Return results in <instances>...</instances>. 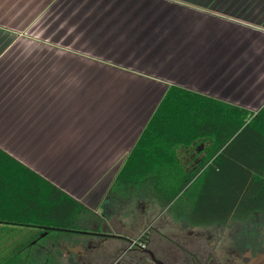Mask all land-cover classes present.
I'll list each match as a JSON object with an SVG mask.
<instances>
[{
	"label": "crops",
	"instance_id": "crops-1",
	"mask_svg": "<svg viewBox=\"0 0 264 264\" xmlns=\"http://www.w3.org/2000/svg\"><path fill=\"white\" fill-rule=\"evenodd\" d=\"M171 85L258 112L264 0H0V149L97 214Z\"/></svg>",
	"mask_w": 264,
	"mask_h": 264
},
{
	"label": "trees",
	"instance_id": "trees-1",
	"mask_svg": "<svg viewBox=\"0 0 264 264\" xmlns=\"http://www.w3.org/2000/svg\"><path fill=\"white\" fill-rule=\"evenodd\" d=\"M208 141L205 156L184 162L185 151ZM154 200L176 221L191 227H226L264 214V106L258 112L171 85L159 102L123 167L107 201ZM100 215L0 149V234L8 228L38 230L0 264H59L48 244L65 236L132 242L105 228ZM148 235L130 251L165 264ZM185 252V251H184ZM139 257V258H138ZM189 264H202L196 256ZM187 264V263H184ZM206 264V263H203ZM207 264H209L207 262Z\"/></svg>",
	"mask_w": 264,
	"mask_h": 264
},
{
	"label": "rangeland",
	"instance_id": "rangeland-1",
	"mask_svg": "<svg viewBox=\"0 0 264 264\" xmlns=\"http://www.w3.org/2000/svg\"><path fill=\"white\" fill-rule=\"evenodd\" d=\"M80 47L84 57L97 59L95 46H71L73 49ZM97 60L101 62L103 59ZM208 147L209 142L204 141L185 151L182 156L184 162L194 164L205 156ZM129 153L121 156L118 162L107 164L101 179L118 174ZM109 190L96 198L97 206L103 208L99 210L100 214L107 217L105 225L113 232L128 235L132 242L148 235L155 241L153 247L162 259L173 258V264H189L190 257L194 255L202 264H264V214H256L245 222L233 221L226 227H191L183 221H176L151 199L112 204L106 200ZM4 233V238L11 242L0 244L1 257L14 253L15 245L19 246L22 240L26 243L33 234L26 227L8 228ZM73 236L48 244L47 249L52 247L59 264H153L150 259L145 262L137 260L130 251L132 242Z\"/></svg>",
	"mask_w": 264,
	"mask_h": 264
},
{
	"label": "water",
	"instance_id": "water-1",
	"mask_svg": "<svg viewBox=\"0 0 264 264\" xmlns=\"http://www.w3.org/2000/svg\"><path fill=\"white\" fill-rule=\"evenodd\" d=\"M107 226H105V228H104V231H106L107 230ZM144 249V251L149 255V257H150V260H151V262L153 263V264H165L163 261H161V260H159L157 257H156V255L150 250V249H147V248H143Z\"/></svg>",
	"mask_w": 264,
	"mask_h": 264
},
{
	"label": "built area",
	"instance_id": "built-area-1",
	"mask_svg": "<svg viewBox=\"0 0 264 264\" xmlns=\"http://www.w3.org/2000/svg\"><path fill=\"white\" fill-rule=\"evenodd\" d=\"M136 244H137V241H133V242L131 243L130 248H132V247L135 246ZM141 246H142V248L146 247V246H144V245H141Z\"/></svg>",
	"mask_w": 264,
	"mask_h": 264
}]
</instances>
